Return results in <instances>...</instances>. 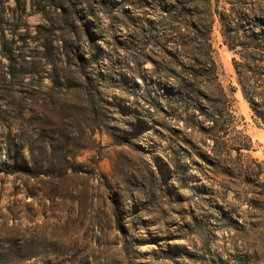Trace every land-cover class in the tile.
<instances>
[{"label":"rangeland","instance_id":"obj_1","mask_svg":"<svg viewBox=\"0 0 264 264\" xmlns=\"http://www.w3.org/2000/svg\"><path fill=\"white\" fill-rule=\"evenodd\" d=\"M210 6L0 0V264H264V0Z\"/></svg>","mask_w":264,"mask_h":264},{"label":"trees","instance_id":"obj_2","mask_svg":"<svg viewBox=\"0 0 264 264\" xmlns=\"http://www.w3.org/2000/svg\"><path fill=\"white\" fill-rule=\"evenodd\" d=\"M204 3L206 5V19H207L206 21H207V26H206V35L203 36V34H202V37H203L202 40L204 41V44L209 47V44H208V41H209V32L211 31V25L213 23L214 12H213V10L211 9V6H210V0H204ZM205 55L207 57V63L212 67V71H215V64H214L213 60L210 57V51L206 52ZM162 91L163 92L166 91L165 92V95H171V96L177 97V98H179L181 100H184L186 97H188L185 94H182L180 92V90H178L177 91V94H175V95L172 94V91L173 90L170 89V88H167V90L162 89Z\"/></svg>","mask_w":264,"mask_h":264}]
</instances>
